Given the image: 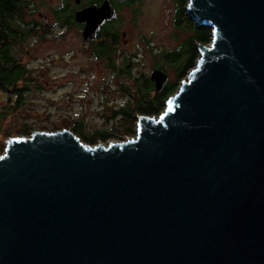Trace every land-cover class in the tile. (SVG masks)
<instances>
[{
	"label": "water",
	"instance_id": "obj_1",
	"mask_svg": "<svg viewBox=\"0 0 264 264\" xmlns=\"http://www.w3.org/2000/svg\"><path fill=\"white\" fill-rule=\"evenodd\" d=\"M186 2L211 41L135 137L6 141L0 264H264V0ZM116 16L105 0L76 22L94 40Z\"/></svg>",
	"mask_w": 264,
	"mask_h": 264
},
{
	"label": "rangeland",
	"instance_id": "obj_2",
	"mask_svg": "<svg viewBox=\"0 0 264 264\" xmlns=\"http://www.w3.org/2000/svg\"><path fill=\"white\" fill-rule=\"evenodd\" d=\"M183 2L134 0L132 6L127 3L121 8L119 24L115 26L119 38L113 48L115 63L121 64L122 60L130 63V76L124 77L108 67L107 61L94 55V46L83 41L79 28L64 32L53 25L56 23L52 10L63 0H29L22 23L38 22L42 29L11 45L14 56L29 71L32 81L20 106L11 88L7 91L0 88V155L11 137H28L35 131L71 130L78 122L83 123L85 136H91L98 129L111 131L110 138L98 144L108 145L135 137L138 116L132 131H128L120 116L111 117V110L123 105L135 92L137 86L132 78L149 77L153 70H163L162 64H156L163 63L160 53L175 50L192 37L187 27L191 23L197 26L186 14L187 2L181 8ZM180 17L181 24L177 26L175 21ZM47 24H52V29L46 33L44 25ZM199 44L206 45L198 42L196 46ZM164 67L174 82L175 72L165 64ZM26 129L30 130L28 134Z\"/></svg>",
	"mask_w": 264,
	"mask_h": 264
},
{
	"label": "trees",
	"instance_id": "obj_3",
	"mask_svg": "<svg viewBox=\"0 0 264 264\" xmlns=\"http://www.w3.org/2000/svg\"><path fill=\"white\" fill-rule=\"evenodd\" d=\"M134 0H130L128 4L133 5ZM72 0H65L62 9H56L54 15L58 21L64 20L67 23H73V17L71 16V4ZM186 4V1L182 3V7ZM28 8V0H0V88L8 90L11 88V93L16 95L17 105H22L24 93L27 91L29 83L32 78L29 71L20 64L12 52L11 45L14 42H20L24 40L29 34L34 33L31 24L26 25L23 21V15ZM183 10V9H182ZM183 14V12H182ZM191 23V22H190ZM116 24H119V19ZM175 24L179 26L181 24V17L175 21ZM192 26L187 27L192 31V37H189L180 44L178 48L170 51H163L159 57L163 60V63L157 62L156 64H162L163 71L167 74L168 71L164 70V64L166 67H170L176 74L174 82L168 83L164 89L157 91L156 84L150 79V76L141 75L136 78H132L136 83L135 92L130 94L128 100L123 105L113 108L111 110V117H121L124 124L126 123L128 131H132V126L135 123L137 116H158L165 107L166 101L177 91L180 82L189 73V71L195 66L198 58V49L196 44L198 42L203 44H209L211 41V33L207 28L198 29ZM107 30L101 32L99 39L89 40L94 46L95 56L107 61L108 67L116 71L118 74L129 77L130 76V63L121 61L120 66H116L117 63L114 60L115 48L114 43H117L119 33L117 28L108 26ZM46 33V29L44 30ZM36 33V32H35ZM99 41V42H98ZM118 64V65H119ZM23 82V86L19 87L18 84ZM81 122L76 123L71 129L78 137H80L85 143L95 146L99 141H107L110 138L111 131L109 130H96L91 136H85L82 133ZM130 128H129V127ZM2 129L0 128V133ZM30 132L26 129V133ZM33 132H31L32 134ZM30 134V135H31Z\"/></svg>",
	"mask_w": 264,
	"mask_h": 264
},
{
	"label": "flooded vegetation",
	"instance_id": "obj_4",
	"mask_svg": "<svg viewBox=\"0 0 264 264\" xmlns=\"http://www.w3.org/2000/svg\"><path fill=\"white\" fill-rule=\"evenodd\" d=\"M72 1H73V3L71 4L70 10H71V16L73 17V21L74 22L73 23H71V22L67 23V21H64V20L58 21L56 19L55 15H54V11H56V9H62V7L64 6V2H65V0H63V3L60 6H58L57 8L52 10L53 17H54V23H56V24H53V25H55V26L58 25L60 28H62V31H64V32L65 31L67 32L70 29L79 28L80 31H81V37H82L83 41L86 44H89V45L92 46V44H93L92 42H94V41H89V40L86 41L83 38V32H84V29L86 27V23H83V24L77 23L76 22V15L79 12H82L85 9H88V8L94 6V5H97L98 7H101V5L104 3L105 0H72ZM109 1H110L111 5H112L113 9L116 11L117 16H116L115 19L106 21L100 27V29L98 31V34H97V40L99 39V36H100L101 32L107 30L106 28L108 26H113L114 25V27H115L117 25L116 22L119 19V13H120L121 8L123 6H127V3H129L130 0H126V1L125 0L124 1H122V0H109ZM28 2H29V0H28ZM39 16L42 17V14H39ZM46 22L49 23V18H46ZM31 26H32V29L35 30V32H37L38 29H42V25L40 23H38V22H32ZM44 27H45L44 30L46 29V31L48 32L50 29H52V24L51 25L50 24L44 25ZM167 75H168V79L165 82V84H164L162 89H164L165 86L168 83L172 82L170 74L167 73Z\"/></svg>",
	"mask_w": 264,
	"mask_h": 264
},
{
	"label": "snow or ice",
	"instance_id": "obj_5",
	"mask_svg": "<svg viewBox=\"0 0 264 264\" xmlns=\"http://www.w3.org/2000/svg\"><path fill=\"white\" fill-rule=\"evenodd\" d=\"M169 110H171V109H169Z\"/></svg>",
	"mask_w": 264,
	"mask_h": 264
}]
</instances>
